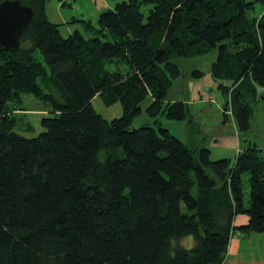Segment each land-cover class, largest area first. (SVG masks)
Wrapping results in <instances>:
<instances>
[{"label": "trees", "instance_id": "1", "mask_svg": "<svg viewBox=\"0 0 264 264\" xmlns=\"http://www.w3.org/2000/svg\"><path fill=\"white\" fill-rule=\"evenodd\" d=\"M21 1L33 21L20 47L0 45V264H223L233 231L264 233L261 149L213 160L159 121L193 123L188 103L166 101L183 74L174 59L217 49L224 115L250 130V100H264V0H122L97 26L68 21L84 29L68 37L49 0ZM25 94L53 108L36 137L16 131ZM96 96L122 115L106 119ZM149 97L157 127L131 128ZM239 214L248 224L234 226ZM190 236L192 248L181 242Z\"/></svg>", "mask_w": 264, "mask_h": 264}, {"label": "rangeland", "instance_id": "2", "mask_svg": "<svg viewBox=\"0 0 264 264\" xmlns=\"http://www.w3.org/2000/svg\"><path fill=\"white\" fill-rule=\"evenodd\" d=\"M122 0H49L47 3V13L49 18L58 24H61L63 36L68 37L74 30L80 29L84 32L83 22L68 23L73 18L91 20L97 26L99 15L106 10L113 9L117 2ZM257 9L261 10L257 5ZM87 36H93L88 33ZM218 50L213 49L208 54L191 58L177 57L174 61L182 69V76L179 77L174 86L169 90L166 101H184L190 107V119L196 124L190 123L189 119L184 121L173 120L166 116H160L161 124L168 128L172 134L181 138L184 142L191 144L198 143L200 146H206L211 149L213 160L229 158L235 161L239 151L250 145H256L261 149V155L264 158V100L258 97L256 100H250L253 108L251 116V128L246 132H239L232 114L228 115L225 121L224 115L225 95L219 89V82L211 74V65L216 60ZM35 58L42 62L50 73L49 66L40 50L34 52ZM108 70H116L114 63H107ZM199 69L204 72L203 76L195 77L191 72ZM58 99L63 102L62 97ZM24 107L27 114H21L22 119L16 131L26 137H36L43 130L41 119L44 116L52 115V106L34 94L23 95ZM152 99L149 97L141 104V113L138 114L131 123V128H139L144 125L157 127L154 118L147 113V108ZM94 108L106 119L112 120L120 117L123 113L120 102L107 106L99 96L92 100ZM28 124L34 126V130L27 128ZM194 137V138H193ZM245 182V204L249 203V174H244ZM255 235H258L257 233ZM260 239L264 241V236ZM182 244L188 248L194 246L193 237H186ZM225 261L223 262V264Z\"/></svg>", "mask_w": 264, "mask_h": 264}, {"label": "crops", "instance_id": "3", "mask_svg": "<svg viewBox=\"0 0 264 264\" xmlns=\"http://www.w3.org/2000/svg\"><path fill=\"white\" fill-rule=\"evenodd\" d=\"M67 2L68 0H65L63 5L65 6ZM225 117V121H227L229 118L228 116ZM193 124L196 123L193 121ZM248 222V214H239L234 219V226L239 227L248 224ZM255 234L242 232L238 228L233 231L227 259L224 264H264V241L260 239L261 237H258V239L255 237L264 236V233Z\"/></svg>", "mask_w": 264, "mask_h": 264}, {"label": "water", "instance_id": "4", "mask_svg": "<svg viewBox=\"0 0 264 264\" xmlns=\"http://www.w3.org/2000/svg\"><path fill=\"white\" fill-rule=\"evenodd\" d=\"M33 18V8L21 0L0 2V45L10 49L20 47V34L29 27Z\"/></svg>", "mask_w": 264, "mask_h": 264}, {"label": "built area", "instance_id": "5", "mask_svg": "<svg viewBox=\"0 0 264 264\" xmlns=\"http://www.w3.org/2000/svg\"><path fill=\"white\" fill-rule=\"evenodd\" d=\"M232 235H233V232H232Z\"/></svg>", "mask_w": 264, "mask_h": 264}]
</instances>
